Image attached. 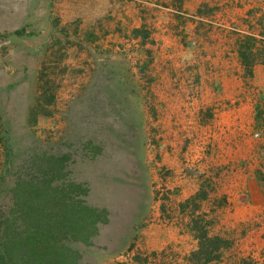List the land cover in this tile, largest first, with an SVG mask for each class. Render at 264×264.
Segmentation results:
<instances>
[{
	"label": "rangeland",
	"instance_id": "rangeland-1",
	"mask_svg": "<svg viewBox=\"0 0 264 264\" xmlns=\"http://www.w3.org/2000/svg\"><path fill=\"white\" fill-rule=\"evenodd\" d=\"M247 33L264 40V0H0V203L30 166L60 168L104 216L66 241L80 264H190L205 227L226 242L207 264H264V64L243 73Z\"/></svg>",
	"mask_w": 264,
	"mask_h": 264
},
{
	"label": "trees",
	"instance_id": "trees-1",
	"mask_svg": "<svg viewBox=\"0 0 264 264\" xmlns=\"http://www.w3.org/2000/svg\"><path fill=\"white\" fill-rule=\"evenodd\" d=\"M237 36L236 54L243 73L251 76L254 65L264 64V40L249 33ZM259 42L263 45L258 46ZM50 96L42 95L43 104L51 101ZM33 167L26 169L28 177L16 176L9 187L8 202L0 203V264H80L77 251L66 241L87 240L104 216L100 210L87 206L81 195L72 194L71 187L75 185L54 174L60 173V168L37 175L42 172ZM197 231L200 232L195 236L197 245L190 252V264L219 262L226 246L224 239L211 234L207 227ZM152 255L137 258L140 264H166L157 253Z\"/></svg>",
	"mask_w": 264,
	"mask_h": 264
}]
</instances>
